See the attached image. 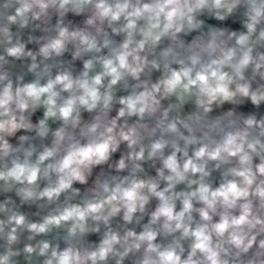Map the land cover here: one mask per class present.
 <instances>
[{"label": "clouds", "instance_id": "obj_1", "mask_svg": "<svg viewBox=\"0 0 264 264\" xmlns=\"http://www.w3.org/2000/svg\"><path fill=\"white\" fill-rule=\"evenodd\" d=\"M0 264H264V0H0Z\"/></svg>", "mask_w": 264, "mask_h": 264}]
</instances>
